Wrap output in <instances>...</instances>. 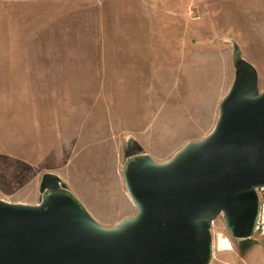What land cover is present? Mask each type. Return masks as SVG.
<instances>
[{"label": "rangeland", "instance_id": "1", "mask_svg": "<svg viewBox=\"0 0 264 264\" xmlns=\"http://www.w3.org/2000/svg\"><path fill=\"white\" fill-rule=\"evenodd\" d=\"M231 41L263 89L264 0H0V199L35 204L53 172L97 223L134 213L125 139L162 162L207 134ZM210 231L207 264H264V237L240 253L220 215Z\"/></svg>", "mask_w": 264, "mask_h": 264}, {"label": "water", "instance_id": "2", "mask_svg": "<svg viewBox=\"0 0 264 264\" xmlns=\"http://www.w3.org/2000/svg\"><path fill=\"white\" fill-rule=\"evenodd\" d=\"M233 76L210 131L167 160L133 137L122 146V183L134 207L97 223L53 172H42L35 204L0 199V264H207L212 221L243 253L255 242V188L264 185V88L231 41Z\"/></svg>", "mask_w": 264, "mask_h": 264}, {"label": "built area", "instance_id": "3", "mask_svg": "<svg viewBox=\"0 0 264 264\" xmlns=\"http://www.w3.org/2000/svg\"><path fill=\"white\" fill-rule=\"evenodd\" d=\"M257 196V217L254 233L264 237V185L255 188Z\"/></svg>", "mask_w": 264, "mask_h": 264}, {"label": "bare ground", "instance_id": "4", "mask_svg": "<svg viewBox=\"0 0 264 264\" xmlns=\"http://www.w3.org/2000/svg\"><path fill=\"white\" fill-rule=\"evenodd\" d=\"M218 246L221 249H227L229 248V241L226 239H219Z\"/></svg>", "mask_w": 264, "mask_h": 264}]
</instances>
